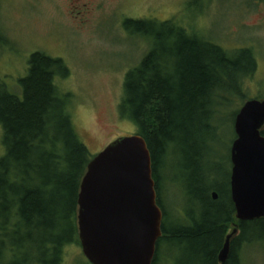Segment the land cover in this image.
I'll use <instances>...</instances> for the list:
<instances>
[{"label":"trees","instance_id":"16d2710c","mask_svg":"<svg viewBox=\"0 0 264 264\" xmlns=\"http://www.w3.org/2000/svg\"><path fill=\"white\" fill-rule=\"evenodd\" d=\"M125 27L151 39L150 50L125 74L118 110L138 127L151 154L163 212L152 264H160V246L167 244L180 245L182 253L178 263L167 264H243L237 242L244 248L264 241V218L238 221L231 165L218 178L219 170L209 166L217 158L203 153V138L219 129V109L228 98L248 99L242 81L256 67L255 58L228 52L170 19L127 20ZM5 42L0 31V44ZM28 64L18 93L0 81V264H62L65 246L80 245L78 194L93 156L73 122L71 93H61L55 82L57 75H69L63 61L34 52ZM175 156L180 161L174 164ZM175 165L180 182L169 174ZM165 179L179 186L191 208L183 222L166 225ZM238 222L241 233L220 263L225 234Z\"/></svg>","mask_w":264,"mask_h":264},{"label":"rangeland","instance_id":"374dc122","mask_svg":"<svg viewBox=\"0 0 264 264\" xmlns=\"http://www.w3.org/2000/svg\"><path fill=\"white\" fill-rule=\"evenodd\" d=\"M145 16L173 20L231 53L252 44L256 67L243 79L242 89L248 99L264 97V8L254 0H0V31L6 40L0 44V81L18 93V81L27 75L34 52L60 58L69 75H57L55 82L61 93H71L73 122L95 156L117 138L139 132L131 120L119 116L118 107L125 74L150 50L151 39L124 31L121 24L124 17ZM245 101L228 98V105L219 109V129L203 138V153L217 158L209 166L219 170L220 179L230 166L233 115ZM3 153L0 126V157ZM175 160L178 163L180 157H174V164ZM169 174L180 182L178 165ZM167 181L162 200L170 225L185 221L181 218L191 208L179 186ZM179 246L161 245L159 263H178ZM241 256L243 264H264V241L245 246ZM62 264L90 263L81 245L71 243L65 246Z\"/></svg>","mask_w":264,"mask_h":264},{"label":"water","instance_id":"95a60500","mask_svg":"<svg viewBox=\"0 0 264 264\" xmlns=\"http://www.w3.org/2000/svg\"><path fill=\"white\" fill-rule=\"evenodd\" d=\"M230 194L240 221L264 218V97L246 100L234 119ZM214 199L217 193L213 192ZM151 154L145 139L126 135L92 157L78 194V235L90 264H152L162 236ZM228 233L218 253H229Z\"/></svg>","mask_w":264,"mask_h":264},{"label":"flooded vegetation","instance_id":"af4514ba","mask_svg":"<svg viewBox=\"0 0 264 264\" xmlns=\"http://www.w3.org/2000/svg\"><path fill=\"white\" fill-rule=\"evenodd\" d=\"M77 2V4H78V1H76ZM254 3L255 4H257V5H259V6H262V8H264V0H254ZM146 19H150L149 17H147V16H145V17H137L136 19L135 18H127V17H124V19H123V21H122V24H121V26H122V29L124 30V31H127V32H130V33H135V34H137V35H139V36H143V35H145V34H140V33H137L136 31H133V30H128V29H126V27H125V23L127 22V20H146ZM155 20H158V19H155ZM238 51H246V52H248V53H250V54H254L255 53V47H253V45L252 44H246V45H243V46H241V48L238 50ZM263 98V97H262ZM230 165H231V162H230ZM230 175H231V170H230ZM239 222H240V220H238ZM232 223L231 224V229L233 230L234 228H236L237 229V232L234 234V236L230 239V249H229V253H228V255L230 254V251H231V249H232V245H231V243H232V240L234 239V238H236V237H238L239 235H240V233H241V229H240V223ZM230 229V230H231ZM230 230H228V232H227V234L228 233H230L229 231ZM227 234H225V238H224V242H223V245H224V243H225V239H226V236H227ZM238 243V247L236 246L235 248H236V252H238V254L241 256V245H242V243L240 242H237ZM236 243V244H237ZM241 244V245H240ZM222 245V246H223ZM242 257V256H241ZM221 263V262H220Z\"/></svg>","mask_w":264,"mask_h":264}]
</instances>
